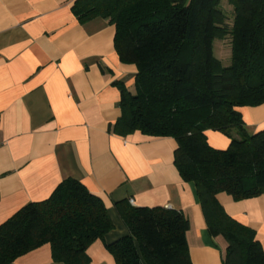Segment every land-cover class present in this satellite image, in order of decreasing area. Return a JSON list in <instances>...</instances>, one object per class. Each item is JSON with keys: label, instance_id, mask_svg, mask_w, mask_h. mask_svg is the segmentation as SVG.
Masks as SVG:
<instances>
[{"label": "trees", "instance_id": "obj_1", "mask_svg": "<svg viewBox=\"0 0 264 264\" xmlns=\"http://www.w3.org/2000/svg\"><path fill=\"white\" fill-rule=\"evenodd\" d=\"M71 9L80 23L103 18L113 24L120 61L136 66L133 91L117 84L121 113L110 131L173 137L174 164L195 184L208 232L226 242L222 264H264L255 230L216 198L264 192V130L247 134L237 111L264 103V0H75ZM227 37L231 63L223 66L213 41ZM208 129L230 137L228 147H211ZM115 208L129 234L105 243L113 224L102 200L79 181L62 180L48 198L22 206L0 225V264L43 244L53 261L90 264L86 250L95 240L115 264H192L182 212L126 200Z\"/></svg>", "mask_w": 264, "mask_h": 264}, {"label": "crops", "instance_id": "obj_2", "mask_svg": "<svg viewBox=\"0 0 264 264\" xmlns=\"http://www.w3.org/2000/svg\"><path fill=\"white\" fill-rule=\"evenodd\" d=\"M74 1L0 0V225L71 178L106 207L113 227L105 243L129 234L115 202L162 206L188 219L192 264H222L226 242L210 235L195 184L174 164L176 140L110 131L121 113L117 84L133 91L136 66L120 61L114 25L103 18L80 23ZM237 111L247 134L264 130V103ZM204 133L211 147H228L224 133ZM230 135L239 138L240 132ZM216 198L229 216L255 230L264 249V192L240 200L220 192ZM86 252L90 264H115L101 240ZM11 264L64 263L53 261L43 244Z\"/></svg>", "mask_w": 264, "mask_h": 264}, {"label": "rangeland", "instance_id": "obj_3", "mask_svg": "<svg viewBox=\"0 0 264 264\" xmlns=\"http://www.w3.org/2000/svg\"><path fill=\"white\" fill-rule=\"evenodd\" d=\"M222 6L225 12H227V14L230 15L232 7L228 5L225 1L222 3ZM213 55L221 61L223 66L230 65L232 50L230 46V40L228 37L224 40L214 39Z\"/></svg>", "mask_w": 264, "mask_h": 264}, {"label": "built area", "instance_id": "obj_4", "mask_svg": "<svg viewBox=\"0 0 264 264\" xmlns=\"http://www.w3.org/2000/svg\"><path fill=\"white\" fill-rule=\"evenodd\" d=\"M129 201L131 202L132 200L130 199Z\"/></svg>", "mask_w": 264, "mask_h": 264}]
</instances>
